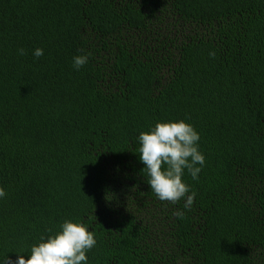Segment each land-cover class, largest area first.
Returning a JSON list of instances; mask_svg holds the SVG:
<instances>
[{
    "label": "trees",
    "instance_id": "1",
    "mask_svg": "<svg viewBox=\"0 0 264 264\" xmlns=\"http://www.w3.org/2000/svg\"><path fill=\"white\" fill-rule=\"evenodd\" d=\"M181 119L205 157L190 210L136 139ZM0 186V260L68 219L88 264H264V0H0Z\"/></svg>",
    "mask_w": 264,
    "mask_h": 264
},
{
    "label": "clouds",
    "instance_id": "2",
    "mask_svg": "<svg viewBox=\"0 0 264 264\" xmlns=\"http://www.w3.org/2000/svg\"><path fill=\"white\" fill-rule=\"evenodd\" d=\"M20 55L24 49L17 50ZM33 57L39 58L43 49L36 47ZM210 55H215L210 53ZM90 53L75 55L72 66L79 70L88 63ZM139 143V160L147 175V184L160 201L177 203L183 200L185 210L193 205L195 192L183 180L185 170L193 180H198L205 157L199 150V133L191 123L185 120H161L141 131L136 137ZM6 196L4 187L0 186V199ZM183 217L184 211L175 213ZM41 236L38 242L25 253H16L14 261L7 257L0 264H88L86 253L96 245L94 232L79 220H64L59 230Z\"/></svg>",
    "mask_w": 264,
    "mask_h": 264
}]
</instances>
